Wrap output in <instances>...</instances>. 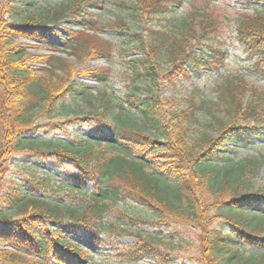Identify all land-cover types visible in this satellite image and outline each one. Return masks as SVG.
Returning a JSON list of instances; mask_svg holds the SVG:
<instances>
[{"label": "trees", "instance_id": "16d2710c", "mask_svg": "<svg viewBox=\"0 0 264 264\" xmlns=\"http://www.w3.org/2000/svg\"><path fill=\"white\" fill-rule=\"evenodd\" d=\"M11 1H25L27 10H12L14 15L22 16V19L0 28V84L7 94L6 99L0 103V133H4L5 140L3 150L9 157L19 150H28L45 158L57 156L60 164L69 163L76 169V173L67 176L71 185L82 190L78 186L93 184L95 190L91 194L93 204L83 209L76 204L45 196L40 190L41 186L27 190L21 183L9 185L1 200L7 206H17L20 215L13 217L8 211L0 214V242H8L14 248L0 250V264H86L89 256L83 251L84 244L69 238L71 228L80 227L87 231L93 238L89 240V247H95L100 242V232L114 226L113 223L108 226L104 222L109 203L128 198L138 201L160 217H189L196 208L190 179H195L198 174L216 187L214 192L225 194L221 201L227 211L222 217L232 226V231L228 233L219 229L212 231L209 251L215 260L219 264H235L233 258L237 251L234 247L239 244L264 249V234L258 232L257 226L247 228L240 219L242 211L250 212L253 208L264 211V187L254 188L241 179L245 172L250 171V167L254 171L259 161L251 158L241 168L231 161L237 147L252 142L264 127V90L248 84L242 76L227 80L221 85L218 96L223 109L222 115L213 114V118L206 124L214 133L210 129L203 130L191 143L185 137L190 132L193 121L197 120L196 106L192 104L189 105V110L172 113V123L179 131L174 133L171 142H162L158 136L163 127L156 117L159 97H143L138 85L129 89L125 95L129 104L127 108L121 105L120 100L115 99L120 104L117 105L114 100L112 102L105 99L103 110H91L87 118L77 116L65 123H48L66 130L67 123L75 119L96 120L99 127L93 133L94 138L89 137L83 143L43 138L38 136L40 125L33 123L32 114L36 104L40 101L54 103L59 96L66 92L70 95L76 89L72 86L55 87L54 79L35 74L32 68L21 62L24 51L8 47L19 37L50 39L48 27L54 28L60 22L69 21L71 15L80 11L81 0H76L73 4L38 7L36 12L31 13L26 12L37 6L35 0ZM183 1L119 0V3L123 8L133 10L132 13L137 17L152 19L172 12L174 6L181 5ZM85 16L88 19L74 23L90 24L91 27L98 28L111 26L110 22H94L95 19L88 13ZM118 25L128 29L124 18L117 19L114 26ZM200 27L202 33L198 38L208 39L217 30L218 21L207 15ZM195 31L188 20L184 19L182 38H174L170 44H164V40L151 42L148 47L155 56L162 51L166 52V55L171 56L173 73L187 78L189 73L184 63L187 67L191 65L195 72L200 71V64H209L207 60H201L193 52L187 51L184 42L189 35H195ZM154 33L158 35L155 37L157 40L158 37H165V34ZM236 33L243 42L249 59L261 55V60L255 65L258 73L264 77V11L239 17ZM224 53L225 51L218 52L215 59L222 63ZM43 60L52 66L51 57H44ZM147 71V76H154L151 67ZM84 73L97 80L108 77L107 68ZM79 91L89 95L85 88H80ZM12 94L17 99H11ZM167 105L172 104L167 102ZM50 129L54 130L52 126ZM102 143L116 149V152L109 154L105 149L95 150L94 144ZM219 162L223 166H217ZM154 163L159 166L166 164L160 170L152 167ZM168 165L174 167L177 177L175 182L170 180L172 173L167 168ZM151 237L149 239L139 234L137 244L128 249L134 261L145 257L156 259L160 255L158 246L154 244L153 236ZM21 253L36 255V258L27 259ZM254 264H264V253Z\"/></svg>", "mask_w": 264, "mask_h": 264}, {"label": "rangeland", "instance_id": "374dc122", "mask_svg": "<svg viewBox=\"0 0 264 264\" xmlns=\"http://www.w3.org/2000/svg\"><path fill=\"white\" fill-rule=\"evenodd\" d=\"M74 1L76 0H35L37 6L26 13L36 12L38 7L73 4ZM25 7H27L25 1L15 3L11 0H0V28L13 23L14 20H21L22 16L14 15L12 10ZM174 8L167 14L142 19L134 15L133 10L123 8L119 0L102 2L81 0L80 11L71 15L69 21L60 22L54 28L48 27L50 39L43 37L15 39L8 48L24 51L21 62L26 67L32 68L39 76L54 79L57 88L72 86L76 89V91L72 89L70 95L66 92L59 96L54 103L40 101L36 104L32 116L33 123L40 125L41 131L38 136L83 143L87 138L93 137L95 129L99 127L98 121L75 119L67 123L66 130L48 123L58 121L65 123L77 116L87 118L91 110H103L105 99L112 102L114 100L117 105L120 104L115 99L120 100L121 105L127 108L129 104L125 100V95L129 89L138 85L143 97L151 95L159 97L160 105L156 117L163 127L158 136L162 142H171L174 133L179 131L172 123V113L189 110V105L192 104L196 106L198 121H193L190 132L185 137L187 142L191 143L203 130L210 129L209 131L214 133L206 124L213 118V114L222 115L223 109L218 96L221 85L227 80L242 76L248 84L264 90V77L258 73L255 65L261 60V55L249 59L245 46L236 33L237 19L245 14L253 15L257 11H264V0H184L181 5ZM84 12L90 14L95 19L94 22L100 24L110 22L111 26L98 28L91 27L90 24L76 25L74 22L88 19ZM207 15L218 21V27L212 37L199 39L202 33L200 23ZM119 17L124 18L128 29L120 25L114 26ZM184 19H187L196 30L195 35H189L188 40L184 42L187 51L209 63L200 64L198 72L193 71L191 65L187 67L184 63L189 73L187 78L173 73V62L166 52L162 51L155 56L148 47L151 42L164 40V44H170L174 38H182ZM154 32L165 34V37H158L157 40L155 37L158 35ZM43 35L42 31L41 36ZM222 51H225V59L221 63L214 56H218V52ZM48 56L51 57L52 66L43 60ZM150 67L153 77L147 76V69ZM99 68L108 69L106 79L97 80L84 73ZM80 88L87 89L90 97L86 92L79 91ZM6 96V90L0 84V103ZM11 99H17V96L12 94ZM19 100L22 102V99ZM167 102L172 105H167ZM50 126L54 130L50 129ZM4 141V133L1 132L0 214L8 211L13 217L20 215L17 206H7L1 200L8 186L17 183L24 185L27 190L41 186L40 190L45 196L76 204L83 209L93 204L94 199L91 195L92 190H95L93 184L86 187L78 186L83 188L82 190L70 184L67 176L76 173L72 164H60L57 156L45 158L28 150L16 151L9 157L3 150ZM94 148L97 151L105 149L109 154L116 152V149L105 143L94 144ZM251 158L258 159L259 165L254 171L253 167H250V171L245 172L241 179L249 182L254 188L264 187V127L259 130V134L252 142L237 147L231 161L241 168ZM164 164L166 163L159 166L158 163H154L152 167L161 170ZM216 165L223 166V163L219 162ZM167 168L172 173L171 182H175L177 177L174 167L168 165ZM189 176L192 174L189 173ZM190 185L194 192L196 208L189 217L183 215L174 218L165 215L160 217L138 201L128 198L109 203L104 222L108 226L113 223L114 226L100 232V242L95 247H89V240L93 238L83 228H71L68 236L84 244L83 251L89 256L86 264H219L209 251V241L214 229H219L223 233L232 231L229 221L222 217L227 211L221 201L225 194L222 196L214 192L216 187L211 186L201 174L195 179H190ZM251 210L240 212L241 221L247 228L257 226L258 232L264 234V211L258 208ZM139 234L149 239L153 236V242L160 252L156 259L145 257L134 261L131 258L128 249L137 244ZM5 249L14 248L8 242H0V250ZM234 250L237 251L233 258L235 264H254L264 253V249L243 244L236 245ZM21 255L27 259L36 258V255L26 253Z\"/></svg>", "mask_w": 264, "mask_h": 264}]
</instances>
